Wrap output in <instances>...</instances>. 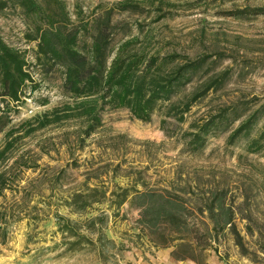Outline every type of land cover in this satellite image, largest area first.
I'll return each mask as SVG.
<instances>
[{"label":"rangeland","instance_id":"1","mask_svg":"<svg viewBox=\"0 0 264 264\" xmlns=\"http://www.w3.org/2000/svg\"><path fill=\"white\" fill-rule=\"evenodd\" d=\"M62 1L71 22L79 24L89 21L99 4L121 0ZM171 1L172 16L153 25L154 15L115 19L151 27L162 52L208 55L212 74L229 71L223 86L193 105L183 123L168 120L172 137L161 128L160 113L143 123L126 110L108 108L100 111L101 127L89 138L81 119L25 135L26 121L71 100L62 89L63 71L36 58V42L28 40L35 33L32 19L13 2L0 10V36L25 53L32 79L19 102L0 105V126L7 124L0 132V153L5 151L0 172L7 173L8 184L0 197V264H264V151L245 152L264 120L233 146L227 138L240 122L213 129L195 154L183 153L179 141L192 122L222 108L255 110L264 104V14L229 15L264 7V0ZM210 185L226 193L235 229L226 228L211 247L204 240L207 249L196 260L178 261L171 255L175 247L155 246V237L137 225L130 198L122 202L126 193L163 188L193 199ZM190 212V223L202 233L208 220Z\"/></svg>","mask_w":264,"mask_h":264},{"label":"trees","instance_id":"2","mask_svg":"<svg viewBox=\"0 0 264 264\" xmlns=\"http://www.w3.org/2000/svg\"><path fill=\"white\" fill-rule=\"evenodd\" d=\"M9 2L16 4L35 23V33L28 36V40L36 42V58L50 63V68L58 66L63 71L62 89L71 100L26 121L27 136L62 121L81 119L86 124L83 134L89 138L101 127L100 111L108 108L126 110L133 119L143 123L160 113L163 116L161 128L166 136L172 137L167 129L168 120L183 123L191 107L209 92L220 89L229 76V71L212 74L214 62H209L208 55L190 58L174 51L162 52L153 42L151 27L144 29V23L115 19L122 14L140 18L154 15L150 23L153 25L172 16L176 5L171 0H121L99 4L98 12L94 11L89 21L79 24L71 22L62 0H3L0 10ZM80 14L77 13V18ZM261 14L264 7L229 12L235 17ZM26 68L25 53L6 44L0 36V105L8 108V104L20 101L27 82H32ZM192 84L197 85L186 92ZM262 120L264 104L255 110L237 105L222 108L204 120L192 122L181 132L182 152H199L213 129L240 122L227 138V145L233 146L238 139L249 137ZM6 127L7 124H2L0 132ZM13 133L14 130H10L8 135ZM8 147L10 143L5 150ZM262 151L264 126L245 147L247 154ZM4 153L3 150L0 158ZM6 178L7 173L0 172V197L8 188ZM177 192L183 193L168 188L135 190L124 194L122 202L130 198L132 206L138 210L137 225L155 237V246L175 247L171 255L178 261L196 260L207 249L202 245L204 240L211 247L226 228L235 229V210L227 202L226 193L216 185H210L202 196L194 195L193 199H185ZM189 209L208 220L202 233L190 223ZM2 217L0 210V219Z\"/></svg>","mask_w":264,"mask_h":264}]
</instances>
